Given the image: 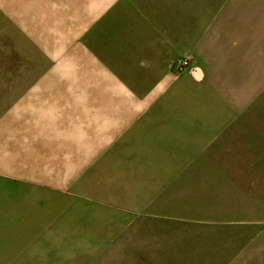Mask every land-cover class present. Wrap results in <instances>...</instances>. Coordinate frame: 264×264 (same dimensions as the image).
I'll list each match as a JSON object with an SVG mask.
<instances>
[{
	"label": "crops",
	"instance_id": "crops-1",
	"mask_svg": "<svg viewBox=\"0 0 264 264\" xmlns=\"http://www.w3.org/2000/svg\"><path fill=\"white\" fill-rule=\"evenodd\" d=\"M208 1L100 7L72 53L74 86L49 89L14 125L24 147L8 171L0 159V264L129 259L115 224L192 220L238 191L221 157H264V120L246 118L264 98V1Z\"/></svg>",
	"mask_w": 264,
	"mask_h": 264
},
{
	"label": "rangeland",
	"instance_id": "rangeland-1",
	"mask_svg": "<svg viewBox=\"0 0 264 264\" xmlns=\"http://www.w3.org/2000/svg\"><path fill=\"white\" fill-rule=\"evenodd\" d=\"M208 2L212 11L233 0ZM106 3L107 0H0L1 169L8 171L11 153L24 147L17 144L16 131L25 128L16 130V122L24 126L32 106L36 108L53 99L55 96L47 95L49 89L74 86V68L80 65L79 58L72 56L75 45L88 39L89 29L95 26L92 24L100 7ZM210 18L217 19L213 15ZM246 118L264 120V98ZM261 155L257 160L240 161L221 157L225 167L234 166L229 178L238 191L217 193L219 206H213L217 202L211 201L209 207L187 209L192 210V220L115 224L114 231L123 230L125 234L112 241L113 247L120 251L128 248L132 256H105L102 260L112 264H264ZM239 162L240 175L235 173ZM215 193L211 192V196ZM152 233L157 234L156 239H150Z\"/></svg>",
	"mask_w": 264,
	"mask_h": 264
},
{
	"label": "built area",
	"instance_id": "built-area-1",
	"mask_svg": "<svg viewBox=\"0 0 264 264\" xmlns=\"http://www.w3.org/2000/svg\"><path fill=\"white\" fill-rule=\"evenodd\" d=\"M192 66V62L190 60V58L188 57H184L179 59L175 66H174V71L177 74H181L184 70L190 68Z\"/></svg>",
	"mask_w": 264,
	"mask_h": 264
}]
</instances>
